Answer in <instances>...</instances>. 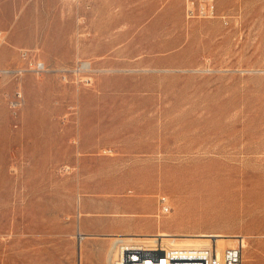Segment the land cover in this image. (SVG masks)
<instances>
[{"label":"rangeland","instance_id":"374dc122","mask_svg":"<svg viewBox=\"0 0 264 264\" xmlns=\"http://www.w3.org/2000/svg\"><path fill=\"white\" fill-rule=\"evenodd\" d=\"M184 4L0 0V68L26 50L49 70L0 74V264L217 233L243 237L242 264L264 261V0L191 20ZM178 177L225 186L184 215L178 196L203 191H176Z\"/></svg>","mask_w":264,"mask_h":264},{"label":"built area","instance_id":"2783aa9c","mask_svg":"<svg viewBox=\"0 0 264 264\" xmlns=\"http://www.w3.org/2000/svg\"><path fill=\"white\" fill-rule=\"evenodd\" d=\"M216 12V0H185L184 16L187 20L214 18L217 16ZM220 18L225 24L227 23L225 16H220ZM3 39L4 35L0 31V41ZM20 57L25 61V66L0 68V74L18 77L28 71H32L37 75L49 71L44 63H34L26 50L20 51ZM23 101V95L20 91H16L15 95L9 99V108L13 116L17 115V111ZM121 252L122 259L127 264H242L243 239L242 237L238 238L232 246L226 247L221 257H218L214 251L209 255L202 254L189 257L188 259L174 258L167 250H163L160 253H148L141 249L133 248L121 250Z\"/></svg>","mask_w":264,"mask_h":264},{"label":"bare ground","instance_id":"6f19581e","mask_svg":"<svg viewBox=\"0 0 264 264\" xmlns=\"http://www.w3.org/2000/svg\"><path fill=\"white\" fill-rule=\"evenodd\" d=\"M3 41V40H2ZM84 66V65H83ZM85 67V66H84ZM173 170V169H172ZM177 186L174 187L176 191L183 193L187 190L190 189H196L199 190L201 189L203 192L199 191L197 194L194 195H182L180 194L178 196V200L180 201V206H179V212L184 214V215H196L198 212L202 213L206 211L208 207V202L212 199V195L216 194L218 191L222 190L225 186V183L222 182L218 185V187H214L213 185H207V186H202L200 184H190L185 186V182L178 177L177 178ZM208 192V194L206 193ZM79 228V226H78ZM85 234V233H83ZM82 236V235H81ZM205 236H209L211 238H216V241L214 243V247L212 244V239L209 238L207 242L199 241L195 242L194 244H189L191 247H184V248H173V249H168V248H159L156 246L155 243L151 244H132L130 242V239H124L117 237L114 240L111 241V245H109L107 248H105L101 254H99L98 258L95 259H90V261H85L83 259V246L79 245V250H80V258H81V263L80 264H127L126 262L123 261L122 259V252L121 250H128V249H133V248H138L141 249L142 251L148 252V253H160L163 250H167L170 252V254L174 258H181V259H188L189 257H195V256H200L202 254L209 255L211 252L216 253L218 257L222 256L223 250L226 248L225 247V239L221 233L217 234H207ZM232 240L236 241L238 238H241L240 236L236 235H231L230 236ZM229 237V239H230ZM236 237V238H235ZM243 239V237H242ZM231 240V239H230ZM134 243V242H133ZM230 246H232L234 243L229 242L228 243ZM179 245V244H178ZM177 245V246H178ZM187 245V244H186ZM185 245V246H186ZM181 246V245H180ZM122 247V248H121ZM175 247V246H174ZM243 247H244V240H243ZM126 248V249H125ZM242 261V259H241ZM260 263L264 264V261L260 259ZM254 264V263H253Z\"/></svg>","mask_w":264,"mask_h":264}]
</instances>
